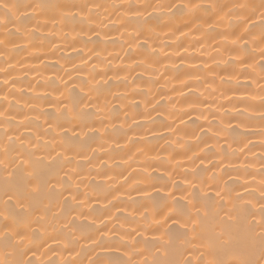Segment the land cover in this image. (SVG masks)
Returning <instances> with one entry per match:
<instances>
[{"label":"bare ground","instance_id":"1","mask_svg":"<svg viewBox=\"0 0 264 264\" xmlns=\"http://www.w3.org/2000/svg\"><path fill=\"white\" fill-rule=\"evenodd\" d=\"M33 171L55 190L0 262L239 259L264 216V0H0V211Z\"/></svg>","mask_w":264,"mask_h":264},{"label":"snow or ice","instance_id":"2","mask_svg":"<svg viewBox=\"0 0 264 264\" xmlns=\"http://www.w3.org/2000/svg\"><path fill=\"white\" fill-rule=\"evenodd\" d=\"M7 7V5H5ZM31 183H25L22 187H10L8 181H5V197L3 201L4 209L0 211V230L4 232L5 246L11 245V242L17 235H20L16 229H19L24 223V219L20 213L16 212V207H24V201H31L37 194L41 192H51L55 190L56 185L52 184L46 174L42 171H33L29 174ZM174 222L179 223L176 217H168ZM259 250L260 260L250 258ZM239 259L227 262V264H264V216H262L260 229L248 239L246 245L238 252ZM7 264V262H0ZM15 264H28L23 260L15 262ZM179 264V262H177ZM188 264V262H185ZM204 264H226V262L217 259H208Z\"/></svg>","mask_w":264,"mask_h":264}]
</instances>
